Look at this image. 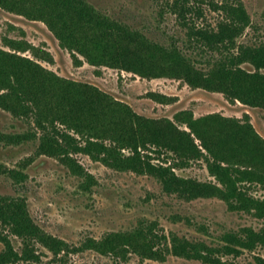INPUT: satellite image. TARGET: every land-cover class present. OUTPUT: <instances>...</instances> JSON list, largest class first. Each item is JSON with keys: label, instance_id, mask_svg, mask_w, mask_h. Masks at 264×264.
Listing matches in <instances>:
<instances>
[{"label": "trees", "instance_id": "16d2710c", "mask_svg": "<svg viewBox=\"0 0 264 264\" xmlns=\"http://www.w3.org/2000/svg\"><path fill=\"white\" fill-rule=\"evenodd\" d=\"M204 2H165L164 7L185 30L183 41L171 36L169 43L151 38L90 0H0V7L44 21L77 62L81 59L76 53L95 65L147 77H176L264 108V42L240 41L250 23L244 4L238 0L210 1L222 16L215 25H201L198 21L205 12ZM9 45L13 50L0 47V106L32 118L39 153L58 157L78 172L87 171L78 155H88L113 168L152 174L168 193L185 199L218 197L233 209L264 218V196L250 192L252 186L264 191V138L248 117L218 112L195 117L186 110L181 118L187 128H182L169 118L140 115L99 87L60 76L19 53L30 47L36 51L27 41L12 39ZM24 136L13 137L23 140ZM164 153H171L172 159L163 158ZM197 160L205 161L215 180L176 172ZM12 171L23 178L21 172ZM0 222L23 241L21 251H17L10 238L2 236L6 246L0 252V264H44L38 246L55 254L62 246L33 221L22 197L0 195ZM224 240L222 249L226 252L253 250L264 245V229L228 231ZM90 242L99 252L117 256L132 251L144 258L160 259L172 250L186 257L218 260L205 243L176 233L168 236L154 224L110 232ZM250 264H264V257L256 255Z\"/></svg>", "mask_w": 264, "mask_h": 264}, {"label": "rangeland", "instance_id": "374dc122", "mask_svg": "<svg viewBox=\"0 0 264 264\" xmlns=\"http://www.w3.org/2000/svg\"><path fill=\"white\" fill-rule=\"evenodd\" d=\"M90 1L157 41L169 43L171 36L179 41L185 39V30L176 16L164 7L167 0ZM210 1L221 0H205V12L198 21L201 25H215L222 16ZM238 1L250 16L240 41L264 42V0ZM12 39L29 42L38 52L30 47L19 53L38 60L60 76L99 87L140 115L169 118L182 128H187L181 118L186 110L195 117L213 112L241 119L248 117L264 138L262 107L250 106L222 91L192 86L176 77H147L118 67L91 64L78 53L81 62H77L74 53L61 44L44 21L0 7V47L13 50L9 45ZM153 94L163 95L162 100ZM34 131L32 118L0 106V195L24 198L33 221L61 241L57 254L38 246L44 264H250L256 255L264 257V245L253 250L222 249L226 232H239L244 227L263 230L264 218L251 211L233 209L218 197L182 198L166 192L152 174L113 168L84 154H79L78 160L87 171H71L58 157L37 151L39 140L32 134ZM21 133L25 135L23 140L13 137ZM162 157L169 161L172 154L164 153ZM12 170L21 172L23 178ZM176 172L203 181L215 180L203 160L192 161ZM250 192L264 196L259 186H252ZM143 224H154L168 236L176 233L190 241L203 242L218 260L186 257L172 250L160 259L144 258L132 251L117 256L101 253L90 244V240L107 233ZM4 235L21 251L22 239L0 222V252L6 246Z\"/></svg>", "mask_w": 264, "mask_h": 264}]
</instances>
